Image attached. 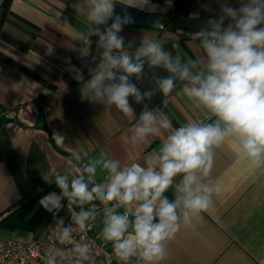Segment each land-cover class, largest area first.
Returning a JSON list of instances; mask_svg holds the SVG:
<instances>
[{
  "label": "clouds",
  "instance_id": "obj_1",
  "mask_svg": "<svg viewBox=\"0 0 264 264\" xmlns=\"http://www.w3.org/2000/svg\"><path fill=\"white\" fill-rule=\"evenodd\" d=\"M116 3L76 0L72 5L88 23L76 39L83 46L81 58L89 54L90 38H98L99 63L89 69L82 95L133 121L127 129L133 149L153 141L159 146L142 158L131 152L123 160L106 154L84 160L73 151L64 172L44 173V181L59 193L43 196L40 205L56 215L66 200L70 222L65 225L61 218L53 228L42 264H90L95 242L87 233L97 225L118 264H164L169 244L182 230L195 229L223 192L213 177L218 149L228 144L238 164L252 175L264 173V0H238V7L218 0V17L187 33L196 45L194 56L177 39L171 49L167 41L146 36L135 50L134 40L126 46L120 33L133 17L127 9L115 14ZM119 3L156 10L149 0ZM166 3L171 6V0ZM61 23L73 27L67 18ZM142 81L153 86L142 90ZM180 93L207 118L175 126L167 111L150 106L159 94L166 108ZM51 139L65 141L56 131Z\"/></svg>",
  "mask_w": 264,
  "mask_h": 264
},
{
  "label": "crops",
  "instance_id": "obj_2",
  "mask_svg": "<svg viewBox=\"0 0 264 264\" xmlns=\"http://www.w3.org/2000/svg\"><path fill=\"white\" fill-rule=\"evenodd\" d=\"M75 2L0 0L2 216L22 198L49 185L58 189L54 183H46L43 175L64 172L73 151L84 160L101 154L123 160L131 152L142 158L159 146V141H153L133 149L127 133L133 121L114 107L92 104L82 95L83 83L90 78L89 69L99 63L95 46L98 38H90L89 54L81 58L83 46L76 39L88 23L72 7ZM228 2L239 6L238 0ZM149 3L156 6L155 11L147 10V6L143 10L129 7L119 0L115 4V14L122 15L127 9L133 17V22L120 33L126 46L134 40L132 50L146 36L167 41V49L177 39L181 48L194 56L195 43L177 30L198 31L209 18H217L220 13L218 0H171L170 7L166 0ZM192 13H198V18H190ZM65 18L72 28L62 25ZM93 56L97 58L95 63ZM152 86L150 81L138 83L142 90ZM150 106L167 111L175 126L207 118L206 113L193 109L182 93L174 95L166 108L158 94ZM139 111L136 106L137 115ZM42 119L47 129L42 126ZM53 131L64 135L63 144L51 139ZM236 161V153L228 144L217 150L213 177L223 192L195 229L182 230L169 244L164 264H264V173L252 175ZM42 208L37 202L27 215L34 230L24 236L42 237L59 226L53 215ZM46 217L51 221L39 230ZM96 227L100 230L99 225ZM17 233L0 229V238Z\"/></svg>",
  "mask_w": 264,
  "mask_h": 264
},
{
  "label": "built area",
  "instance_id": "obj_3",
  "mask_svg": "<svg viewBox=\"0 0 264 264\" xmlns=\"http://www.w3.org/2000/svg\"><path fill=\"white\" fill-rule=\"evenodd\" d=\"M160 28L165 29L163 25H160ZM179 31H182L186 37H189L187 33L196 32L177 30L178 33ZM2 113L0 111V114ZM51 192L59 193V189H53L49 193ZM62 203L65 207L58 214L54 215L49 211L47 212L53 215L54 222L58 225L61 218L64 220L65 225H67L70 222L67 201L64 200ZM99 231L97 227H94L87 233V237L95 242L93 259L90 264H118V261L112 254L111 244L104 242L99 237ZM50 237H53V228L49 229L42 237L33 235L26 237L13 234L6 239L0 238V264H42L41 255L52 247V239Z\"/></svg>",
  "mask_w": 264,
  "mask_h": 264
},
{
  "label": "trees",
  "instance_id": "obj_4",
  "mask_svg": "<svg viewBox=\"0 0 264 264\" xmlns=\"http://www.w3.org/2000/svg\"><path fill=\"white\" fill-rule=\"evenodd\" d=\"M40 118H43L41 114ZM42 126L47 129L44 121ZM53 189L54 187L49 185L46 188L42 189L40 192L36 193L35 195L25 197L17 201V203H15L13 207L7 210L8 213L5 216L0 215V229L12 232L20 230L26 232H33L34 229L29 224L26 217L34 208L39 199H41Z\"/></svg>",
  "mask_w": 264,
  "mask_h": 264
},
{
  "label": "rangeland",
  "instance_id": "obj_5",
  "mask_svg": "<svg viewBox=\"0 0 264 264\" xmlns=\"http://www.w3.org/2000/svg\"><path fill=\"white\" fill-rule=\"evenodd\" d=\"M42 209H43V208H42ZM49 221H51L49 217L44 218V220L42 221L41 225H39V226H40V227H39V230L42 229V227H44V226L47 227V226H48L47 224H48ZM45 227H44V228H45ZM9 232H10V231H9ZM17 232H18V233H17L18 236L28 235V232H26V231H22V230H20V231H17ZM33 234H34V233H33ZM29 236H30V235H29ZM33 236H37V235H33Z\"/></svg>",
  "mask_w": 264,
  "mask_h": 264
}]
</instances>
